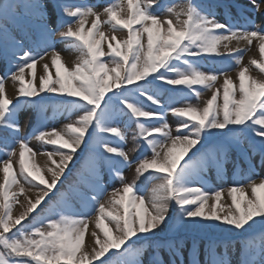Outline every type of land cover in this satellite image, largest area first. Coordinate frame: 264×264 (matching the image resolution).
Returning a JSON list of instances; mask_svg holds the SVG:
<instances>
[{"label": "snow or ice", "instance_id": "obj_1", "mask_svg": "<svg viewBox=\"0 0 264 264\" xmlns=\"http://www.w3.org/2000/svg\"><path fill=\"white\" fill-rule=\"evenodd\" d=\"M251 3V11H261L257 0ZM216 7L202 0H187L179 9L167 0H126V5L119 0L97 11L85 0H0V57L8 64L0 76V141L7 156L0 160V264H142L141 242L173 221L212 232L264 228V178L256 182L255 165L227 189L231 204L220 205L224 189L205 180L211 166L222 177L228 146L245 139L264 166V78L241 66L240 53L247 49L239 47L257 40L264 61V28L246 15L222 23ZM225 12L230 17L227 8ZM117 32L123 34L118 38ZM29 36L33 47L25 49L24 37ZM57 38L77 53L71 65L55 49ZM233 41L235 48L230 47ZM212 57L222 58L219 68ZM205 59L207 71L201 66ZM229 61L237 66L238 84L224 66ZM261 61L253 58L250 64L264 74ZM38 62L43 69L39 75ZM9 77L18 84L14 98L5 91ZM220 77L223 82L216 87ZM177 86L187 89L179 98ZM197 86L214 89L202 108L188 102L189 93L201 96ZM53 96L64 101L55 113L75 119L60 130H49L42 122L32 133L40 142V150H34L29 138L20 136L18 114L32 108L43 118L46 100ZM169 113L175 126L166 119ZM129 131L130 151L141 153L135 159L123 147ZM213 137L215 144L205 148ZM13 145L19 147L15 161ZM78 151L86 154L78 185L61 191L57 185L61 177L67 179ZM37 155L46 156L44 168L34 161ZM133 166L128 181L123 170ZM141 177L151 182L146 194ZM106 179L119 181V187L108 192ZM33 190L34 197L29 195ZM22 194L26 204L18 199ZM104 194L108 199L102 203ZM16 205L22 210L13 215ZM216 243L225 251L211 253L208 264H230L229 241ZM242 256L241 264H264V232L245 238Z\"/></svg>", "mask_w": 264, "mask_h": 264}, {"label": "rangeland", "instance_id": "obj_2", "mask_svg": "<svg viewBox=\"0 0 264 264\" xmlns=\"http://www.w3.org/2000/svg\"><path fill=\"white\" fill-rule=\"evenodd\" d=\"M222 1L225 2V4L222 5V8L225 7L224 10L226 8L228 9V11L230 12V15H231V18H230L231 20H239L241 15H246L248 17L253 18L255 20V22L258 25H260L261 28H264V0H257V3H260L262 5V9L259 12L251 11V9H252L251 0H202L203 3L217 5V7L215 8V11L217 13L216 19L219 20L220 22L224 23V21H223L224 18L221 16L220 10L218 7V4ZM85 2L89 3V4L97 5L96 10L100 11L101 6H103L104 4L112 3V2L118 3L119 0H85ZM161 2H165V0H161ZM186 2H187V0H167V3L176 4L178 6V9H179V5L184 4ZM125 5H126V0H125ZM121 15L123 16L124 13L122 12ZM104 18L105 17H102V19H104ZM183 18L184 17H181V19H183ZM90 22H91V18H89V24L86 25V27L90 26ZM225 22H226V20H225ZM102 30H104L106 32V34L108 33V27L106 25L102 26ZM122 34L123 33H121V32L116 33L118 38ZM24 45H25V49L32 48L31 47V45H32L31 38L29 40L24 41ZM54 47L60 53L62 60L65 63H67L68 65H71L73 63V61L76 59L77 53H75L74 51H71V50H66L65 43L60 42L58 38L54 44ZM230 47H232V48L237 47L236 42L233 41L230 44ZM239 47L241 49H247V51H243L240 53V55H242V57H243V59L241 61V66H245V65L249 66V74L251 76L257 77V78H264V74L259 73V70L256 69L255 66L250 64V61L253 58H255L258 61H261V56L259 53V42L257 40H254L253 44L251 46H248L246 42H241L239 44ZM220 51L224 52V49L222 46L220 48ZM210 59L215 62V66L217 68H219L221 66L220 60H217V62H216L213 59V57ZM68 62L69 63L71 62V64H69ZM261 62H264V61H261ZM201 66H202V70L207 71L208 67H209V59L203 60V62H201ZM224 66L229 67L228 74L238 84V79H237L238 69H237V66L235 65V63L231 61L229 64H225ZM40 67H41V62H38L37 68H36V72L38 75L43 72V71L40 72ZM7 68H8V64H7L6 60H4L2 57H0V76H3L5 74ZM49 71L53 75L55 74V69L51 67V64H50ZM222 82H223V77H220L215 86L220 87ZM16 87H18V84L13 82L10 79V77L5 79V91H6V94L8 97H10V98L15 97V96L12 97V93L13 92L16 93V91H15ZM169 87H171V86H169ZM177 87L180 90L182 89L184 91H187V89H183L182 86H177ZM197 89L199 91H201V93H202L201 96L199 98H197V97H195L194 94L189 93L188 102H190L193 105H199L202 108L204 106V102L211 97L212 91H214V89L213 90H205L203 88H200L199 86H197ZM178 94H180V92L177 93V95ZM49 102L46 101V104L48 105V107L46 108V110L43 113V118H41V115H40V118H39L40 125L43 122V124L49 130L52 128H56L57 130H60L65 124L70 122V120L75 119L74 115L72 117H69L67 115V113H64V114L55 113L56 105L63 103V102H58V101H55V102L49 101ZM217 103L218 104L222 103V89H221V94L218 96ZM151 107H155V106H151ZM52 109H54V110H52ZM32 113H33L32 108H24L23 110H21L19 112L18 123H19V126L21 128L20 136H27L29 138L28 139L29 146L32 147L34 150H40V142L37 141L33 136L30 137L31 131H33V130H30V128H29ZM166 119L170 123V125L175 126L176 120L174 119L172 114H170V113L167 114ZM144 122L147 123V121H144ZM131 128H135V124H132ZM3 134H4L3 131L0 130V136H2ZM215 142H216V140L213 142V144L210 145V147H212L215 144ZM13 146L16 148V151H17V156L13 157V160L15 161L18 158L19 147H18V145H13ZM123 147H124L125 151L129 152V155L132 156L133 159H135L137 156H139L141 154L140 151H137L135 153L130 151V149L133 147L132 132L131 131H129L127 133V138L123 144ZM47 148L50 150L51 146H47ZM144 148H146V145L141 143V150H143ZM229 148L230 147H228V150H229ZM246 150L250 154L249 158L251 160V162H250L251 165H255L254 171L256 173H258V175L255 176L254 178L256 179V182L259 183L260 179L264 178V169H263V166H261L259 163L260 157L259 156L257 157V155H252V152H251V149L249 148V146ZM148 154L150 155V150H149ZM27 157H28V154H26V159H27ZM3 159H7V156H6V153L4 151V145H3L2 141H0V160H3ZM46 159L47 158L45 156L44 162L42 163V161H38V155L34 157V161L38 165H40L41 168L45 167ZM56 159L58 160L59 157H56ZM74 160H75V157H74L73 161L69 163V166H72L74 164ZM47 163L49 166H51L50 161H48ZM0 167H2V164H0ZM14 168L18 169V165L14 164ZM222 168H223V175L221 177L220 175L217 174V170L214 166L209 167L208 170L206 171V173L204 174L205 180L212 187L224 189V191L222 192L220 205H223L225 203L231 204V198L227 195V189L230 186H232L235 179H230L229 177H231V175L234 174V176H236V178H237L238 176H242L247 172L245 171V169L241 165L240 166L237 165L235 159L228 158V157H226L223 160ZM123 174L127 178L128 181H131L133 179V175H134V166H133V168L124 169ZM65 175L67 176V179H65V181H62V184H58L57 187H59L60 189H63V190L67 189V182L72 183V185L74 187H76L78 185L79 178H76V176L73 173L67 174V170H66ZM104 175H105V177H107L106 172L104 173ZM2 176H3V174H2V172H0V182H2ZM145 176H147V174H145ZM63 178L64 177H61V180ZM141 181H144L145 194H146L147 189L151 188V182L145 181L144 177H141ZM105 183H106V187L108 189V192H110L113 187H119V181H109L106 179ZM81 190H83L82 186H81ZM247 192H248V195L250 197L251 196V190L248 189ZM29 195H32L34 197L35 196V190H33L32 193H29ZM69 195H70V199H71L73 206L76 207L77 210H80L78 200L72 199L70 193H69ZM237 196H238V194H237ZM238 198H239V196H238ZM18 199L21 201L22 204H26L25 196L23 194L20 195L18 197ZM107 199H108L107 194H104L100 197V200L102 203L105 202ZM213 202L214 201L210 200L209 205H211ZM218 208H219V205H218ZM21 210H22V208L20 207V205H16L14 207V210H13V215L19 214V212ZM120 211L122 213L123 209H120ZM224 211H228V209L225 208ZM91 215H92V221L93 222L90 223V228L94 227V215L95 214L92 213ZM105 223H107V221H105ZM109 227H112V226L109 225ZM165 230H166V228L158 231L156 236L162 235ZM97 232L101 235V239H103V234L99 232V229H97ZM240 234H242L243 240H245L246 237L250 236V233H243V232L230 233L228 236H225L223 234L222 230H220V229L215 230V232L211 231L209 236L200 237L197 241L195 248H191L189 250L188 254L186 252V248H188V246H189V241H188V239H186L184 242H182V243H184L183 244L184 246L179 248L180 256L182 258L181 264H208L209 258L207 256V253L205 252L206 250L204 251V247L206 245L211 246L212 251L217 250L218 252L223 251V253H224L225 248L223 246H218V244L216 242L226 239L227 241H229V243L227 244V249H231V250L237 249L238 242H239L237 236ZM85 240L87 243H91L87 233L85 236ZM176 242L177 241L175 240L173 242V244ZM164 247L165 246L162 243H159V241H157L156 243H153L151 240L144 241V243H142V249L143 250L141 253V257H140L142 264H149L150 253H153L154 251H156L158 256H161L163 259L165 257ZM223 253H220V254H223ZM233 257L237 258V253H227L228 259L233 258ZM239 261L241 262L242 260L240 259ZM235 262H236V260L235 261L232 259L230 260V264H235Z\"/></svg>", "mask_w": 264, "mask_h": 264}, {"label": "bare ground", "instance_id": "obj_3", "mask_svg": "<svg viewBox=\"0 0 264 264\" xmlns=\"http://www.w3.org/2000/svg\"><path fill=\"white\" fill-rule=\"evenodd\" d=\"M46 60H48V62H49V65L51 64L50 62H51V60H50V55L48 56V57H46ZM69 63V62H68ZM69 64H71V62L69 63ZM43 71V69H42V66L40 67V72H42ZM16 95V93H12V97H14ZM44 158H45V156L43 157V155H38V161H42V163L44 162Z\"/></svg>", "mask_w": 264, "mask_h": 264}]
</instances>
